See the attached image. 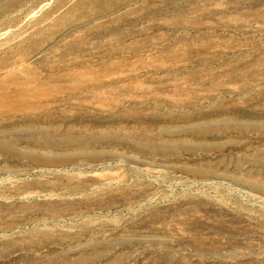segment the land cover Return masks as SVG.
Instances as JSON below:
<instances>
[{
  "label": "rangeland",
  "instance_id": "rangeland-1",
  "mask_svg": "<svg viewBox=\"0 0 264 264\" xmlns=\"http://www.w3.org/2000/svg\"><path fill=\"white\" fill-rule=\"evenodd\" d=\"M0 264H264V0H0Z\"/></svg>",
  "mask_w": 264,
  "mask_h": 264
}]
</instances>
